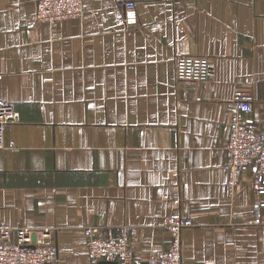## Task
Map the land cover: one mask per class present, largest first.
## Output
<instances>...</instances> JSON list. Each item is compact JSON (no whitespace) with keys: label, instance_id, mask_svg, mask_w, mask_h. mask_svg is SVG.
I'll return each instance as SVG.
<instances>
[{"label":"crops","instance_id":"obj_1","mask_svg":"<svg viewBox=\"0 0 264 264\" xmlns=\"http://www.w3.org/2000/svg\"><path fill=\"white\" fill-rule=\"evenodd\" d=\"M135 1L126 26L116 0L54 24L0 0V97L21 117L0 149V221L52 228L60 264H117L89 256L86 227L126 234L144 261L179 215L183 264H264L251 172L229 193L223 170L235 91L253 94L247 115L264 109V0ZM186 55L214 74L179 81Z\"/></svg>","mask_w":264,"mask_h":264},{"label":"built area","instance_id":"obj_2","mask_svg":"<svg viewBox=\"0 0 264 264\" xmlns=\"http://www.w3.org/2000/svg\"><path fill=\"white\" fill-rule=\"evenodd\" d=\"M36 4V19L54 24L61 19L79 17L85 10L84 0H32ZM124 10L126 26L138 22L135 0H116ZM0 47V55H1ZM216 70L213 57L186 55L179 57L175 64V76L179 81L193 84L209 79ZM237 105L230 119V133L224 145L225 162L223 170L227 175L226 188L233 193L245 169H249L253 185L261 197L253 204L255 221L264 223L261 217L264 208V109L260 117L247 115L253 102V94L246 89L234 93ZM16 107L0 97V149L5 147V129L9 123L20 121ZM162 225L172 234L168 248L149 255L140 261L130 245L126 234L106 236L97 226L85 229L89 256L94 259H109L117 264H183L181 233L192 226L190 217L171 215L165 217ZM0 264H60L59 250L50 227H14L0 221Z\"/></svg>","mask_w":264,"mask_h":264}]
</instances>
